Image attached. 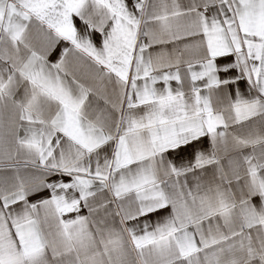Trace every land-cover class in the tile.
<instances>
[{
    "label": "snow or ice",
    "instance_id": "1",
    "mask_svg": "<svg viewBox=\"0 0 264 264\" xmlns=\"http://www.w3.org/2000/svg\"><path fill=\"white\" fill-rule=\"evenodd\" d=\"M0 264H264V0H0Z\"/></svg>",
    "mask_w": 264,
    "mask_h": 264
},
{
    "label": "crops",
    "instance_id": "2",
    "mask_svg": "<svg viewBox=\"0 0 264 264\" xmlns=\"http://www.w3.org/2000/svg\"><path fill=\"white\" fill-rule=\"evenodd\" d=\"M51 59L55 60L56 59V53L53 54V56L51 57ZM246 85L244 84V82H241L240 88L241 91L243 92L245 89Z\"/></svg>",
    "mask_w": 264,
    "mask_h": 264
}]
</instances>
